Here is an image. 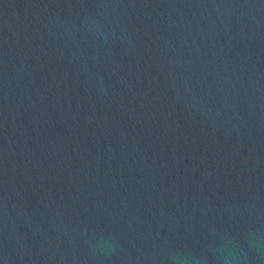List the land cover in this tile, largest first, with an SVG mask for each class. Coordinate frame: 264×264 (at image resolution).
Segmentation results:
<instances>
[{"label":"water","instance_id":"obj_1","mask_svg":"<svg viewBox=\"0 0 264 264\" xmlns=\"http://www.w3.org/2000/svg\"><path fill=\"white\" fill-rule=\"evenodd\" d=\"M0 264H264V0H0Z\"/></svg>","mask_w":264,"mask_h":264}]
</instances>
